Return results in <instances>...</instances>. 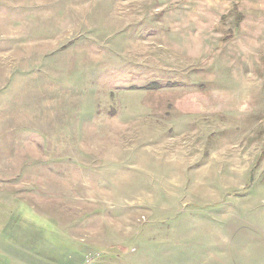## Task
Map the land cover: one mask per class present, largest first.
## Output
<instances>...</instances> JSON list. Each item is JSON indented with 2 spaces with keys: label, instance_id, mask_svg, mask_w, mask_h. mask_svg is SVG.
<instances>
[{
  "label": "rangeland",
  "instance_id": "obj_1",
  "mask_svg": "<svg viewBox=\"0 0 264 264\" xmlns=\"http://www.w3.org/2000/svg\"><path fill=\"white\" fill-rule=\"evenodd\" d=\"M0 228L26 261L262 264L264 0H0Z\"/></svg>",
  "mask_w": 264,
  "mask_h": 264
},
{
  "label": "crops",
  "instance_id": "obj_2",
  "mask_svg": "<svg viewBox=\"0 0 264 264\" xmlns=\"http://www.w3.org/2000/svg\"><path fill=\"white\" fill-rule=\"evenodd\" d=\"M11 239L13 237L7 232L6 228L3 234L0 232V264H75L73 260L68 259H64L61 263L60 261H56L53 256H50V258L44 257L43 254L38 252L34 254L33 259L26 261L27 254L25 252L20 251L18 255H13V252L10 253L8 245L12 243Z\"/></svg>",
  "mask_w": 264,
  "mask_h": 264
}]
</instances>
